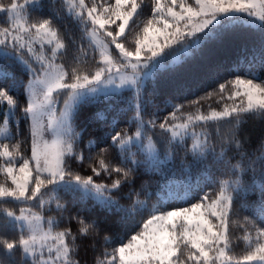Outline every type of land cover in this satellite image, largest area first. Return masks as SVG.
I'll return each mask as SVG.
<instances>
[{"label": "snow or ice", "instance_id": "1", "mask_svg": "<svg viewBox=\"0 0 264 264\" xmlns=\"http://www.w3.org/2000/svg\"><path fill=\"white\" fill-rule=\"evenodd\" d=\"M59 4L63 16L58 11L32 18V13L43 12L42 0H9L7 5L0 0V14L6 17L0 22V57L23 64L31 77L22 85L23 102L8 88H0V108H6L0 121V216L2 226L17 233L12 240L0 238L6 254L19 252L25 264H81L77 259L81 251L97 250L102 222L78 211L73 214L60 200L58 193L63 191L78 194L80 202L93 198L106 211H122L125 220L133 218L124 236H102V251L94 264H264V204L260 224L248 216L236 219L235 208L244 190L240 177L247 171L255 174L257 167L264 196V138L249 152L245 147L249 138L240 134L246 118L264 120V78L251 68L244 75L233 74L187 104L170 105L168 116L159 123L145 121L141 114L145 83L165 64V57L187 55L234 25H258L264 33V0H59ZM65 17L81 33L79 40L64 26ZM101 86L135 93L136 127L131 135L116 132L109 147L86 156L77 149L81 134L73 121L79 106ZM213 98L217 107L208 104L205 109L202 102ZM17 109L28 125L27 136L19 129L13 136L10 130ZM157 128L168 145L190 139L194 156L212 155L235 179L218 181V188L194 200L188 194L184 206L172 209L156 205L149 209L138 198L128 209L119 208L112 193L132 183L134 169L128 165L137 163L125 153L144 139L154 151L148 130ZM6 140L15 142L9 145ZM95 147V142L89 143L90 152ZM110 148L116 150V163L106 159ZM229 153L239 158L236 164ZM73 163L80 168L87 164L91 174L82 175ZM9 203L16 209L4 207ZM53 204L59 219L44 215ZM144 212L146 218L134 219ZM237 227L243 232L236 237L244 245L240 254L233 246Z\"/></svg>", "mask_w": 264, "mask_h": 264}, {"label": "trees", "instance_id": "2", "mask_svg": "<svg viewBox=\"0 0 264 264\" xmlns=\"http://www.w3.org/2000/svg\"><path fill=\"white\" fill-rule=\"evenodd\" d=\"M7 5L9 0H3ZM43 12L32 13V18L40 15L55 14L63 12L60 9L59 0H42ZM148 15V9H145L144 17ZM6 17L0 14V22ZM63 24L70 29L73 36L79 40L81 33L75 24L67 17ZM130 45L126 44V47ZM71 53L69 55V59ZM91 67V65H89ZM0 85L10 90V94L16 96L21 102L24 99L22 85H26L29 74L25 67L13 58L0 57ZM251 68L258 77L264 78V33L261 32L258 25L240 24L234 25L224 32L218 38L204 42L199 48L193 49L189 54L176 62L167 64L156 70V74L145 83L142 92V116L145 121L156 120L162 122L171 111L170 105L177 103L187 104L196 99L205 92L211 91L212 87L218 81L224 78H230L233 74L244 75ZM136 103L135 93L132 90L113 91L102 93L97 96H89L83 102L74 118V126L80 131L77 149L83 151L86 156L95 155L99 148L109 147L111 136L116 132L126 131L131 135L135 131L133 118L136 115L134 104ZM205 109L208 104L217 107L215 98L207 102H202ZM6 108H0V121H2ZM13 136H16L17 130L27 136V123L22 119L20 111L17 109L14 117L9 122ZM241 138H249V143L245 145L249 152H252L264 138V120L256 117L246 118V122L241 127ZM148 135L152 136L160 153L165 154L166 150H171L168 157L165 156L162 161L149 163L143 161L140 157L144 154L138 151L139 156L133 158L129 153L127 157L137 163H130L128 167L133 168V180L131 184L124 185L120 191L112 193L119 208L128 209L137 198L145 202L150 209L153 205L162 210L172 209L184 205L181 194L187 191L194 200L206 191L218 188V181L223 179H235L229 168L218 163L212 155L206 157H196L191 151V140L184 144H173L169 149L160 135V130H148ZM19 138V137H17ZM11 145L15 141H4ZM95 142L96 147L90 152L89 143ZM27 147L26 145L24 146ZM23 150V149H22ZM219 151V147H217ZM29 153L25 152V155ZM232 164H236L238 157L232 158L229 153ZM106 159L113 163L118 162L115 149L110 148ZM73 168L80 171L82 175L91 174L87 164L83 168L73 163ZM242 188L239 194V202L235 205L237 211L236 219H242L244 216L250 217L257 224H260V207L264 204V196L261 194L260 184L262 178L259 168L253 174L250 171L240 177ZM255 180V183L253 181ZM105 182H108L105 180ZM171 192H175L170 196ZM131 194V198L128 196ZM187 194V195H188ZM60 200L66 206L77 211L88 219H98L101 221V239L96 244V251H81L77 258L81 264H94V259L100 254L103 247L102 236L107 234L113 239L117 235L124 236L129 230L128 225L133 219H124L125 213L115 208L106 211V206L99 204L93 198H86L80 202L78 194L58 193ZM189 202H192L191 200ZM240 205H245L241 208ZM4 207L16 209L15 204H6ZM46 217L59 214L55 211V205L51 210L45 209ZM147 217V212L136 214L135 220ZM3 218L0 216V238L12 240L17 233L5 228ZM64 225L61 224V227ZM264 227V225H261ZM233 246L237 254H240L244 248L243 241L236 239L242 236L243 232L238 227L233 229ZM114 246V245H113ZM0 264H25L24 258L19 252L9 256L2 244H0Z\"/></svg>", "mask_w": 264, "mask_h": 264}, {"label": "rangeland", "instance_id": "3", "mask_svg": "<svg viewBox=\"0 0 264 264\" xmlns=\"http://www.w3.org/2000/svg\"><path fill=\"white\" fill-rule=\"evenodd\" d=\"M177 48H179V46H177ZM184 55L185 54H183L182 52H177L175 54V56H176L175 59L171 56L165 57V64L162 65L161 67H163L167 64H175L176 62L180 61L184 57ZM0 71H1V68H0ZM28 77H29V79L31 78L30 74ZM29 79H27L26 81L28 82ZM0 88H6V87H3L2 85H0ZM123 90H130V89H128V88L120 89V88H116L115 86H109V87L105 88V87L101 86V90L95 94H92L91 96H97V95L102 94V93H109V92H113V91H123ZM73 126H74V123H73ZM74 128H75V126H74ZM10 130H11V128H10ZM76 131H78V130H76ZM78 132L80 133V131H78ZM152 139H153V137H152ZM153 141H154V139H153ZM77 146H78V142H77ZM168 147H169V149L172 148L171 145H168ZM138 151H140L144 154V157H140V159H142L143 161H149V163H155V162L162 161L164 158H166L165 157L166 155L169 157L171 154L170 153L171 150H166L165 154L160 153V150H158L156 143H155V150L154 151L150 150L148 147L147 139H144L142 142H137L134 145H132L130 147V151H129L130 153L129 154L133 158H137L139 156ZM174 194H175V192H171L170 196L174 195ZM187 194H188L187 191H183V193L181 194V198H184ZM112 199H114L113 195H112ZM182 206H184V205H182ZM37 210L39 211V209H37ZM44 215H45V213H44ZM45 217H46V215H45ZM77 259H79V258H77Z\"/></svg>", "mask_w": 264, "mask_h": 264}]
</instances>
